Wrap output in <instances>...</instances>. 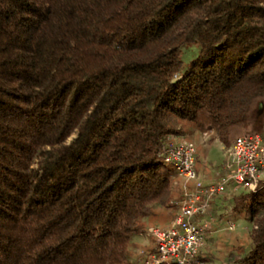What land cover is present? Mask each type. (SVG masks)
Returning <instances> with one entry per match:
<instances>
[{
    "label": "trees",
    "instance_id": "16d2710c",
    "mask_svg": "<svg viewBox=\"0 0 264 264\" xmlns=\"http://www.w3.org/2000/svg\"><path fill=\"white\" fill-rule=\"evenodd\" d=\"M177 119L264 138V0H0V264H129ZM231 206L264 264V186Z\"/></svg>",
    "mask_w": 264,
    "mask_h": 264
},
{
    "label": "built area",
    "instance_id": "2783aa9c",
    "mask_svg": "<svg viewBox=\"0 0 264 264\" xmlns=\"http://www.w3.org/2000/svg\"><path fill=\"white\" fill-rule=\"evenodd\" d=\"M197 147L194 142L167 137L161 160L182 177L180 194L170 199L173 218L169 225L149 226L145 234L152 238V247L137 252L136 264H204L199 254L211 229L206 214L214 197L228 187L241 186L256 191L264 186V138L258 133L237 136L226 150L228 173L218 174L217 180L203 182L196 169ZM235 227L234 216L225 220V230Z\"/></svg>",
    "mask_w": 264,
    "mask_h": 264
},
{
    "label": "rangeland",
    "instance_id": "374dc122",
    "mask_svg": "<svg viewBox=\"0 0 264 264\" xmlns=\"http://www.w3.org/2000/svg\"><path fill=\"white\" fill-rule=\"evenodd\" d=\"M198 53V46L196 44H189L181 50V60L184 64L190 62ZM173 124L179 129L175 134L177 138H184L195 143L197 147L196 154V169L200 166L206 165L209 170H215L213 163L224 165L226 163V150L230 146H224L218 139H216L212 131L200 132L192 122L177 119ZM200 162V163H199ZM182 177L173 172L172 175V196L170 199H177L180 194V183ZM248 191L241 186H232L224 192V194L214 197L213 207L211 206V220L207 216L206 220L210 223V235L208 239L207 250L202 252L201 258L204 264H228L227 256L230 252H244L250 248L251 239L250 232L253 223L245 219L241 213L232 209V197L241 192ZM161 210L158 212V208ZM154 210L157 212L152 217H149L144 223V230L149 226L164 227L173 218L172 208L169 205L156 206ZM168 210V211H167ZM229 214L234 216L235 227L232 231L225 230V220ZM146 231V230H145ZM150 239L145 232L142 234L135 233L131 237V243H134L130 250L129 264H136L138 249H141ZM149 243V242H148ZM143 244V245H142ZM143 246V247H142Z\"/></svg>",
    "mask_w": 264,
    "mask_h": 264
},
{
    "label": "crops",
    "instance_id": "0c3cea01",
    "mask_svg": "<svg viewBox=\"0 0 264 264\" xmlns=\"http://www.w3.org/2000/svg\"><path fill=\"white\" fill-rule=\"evenodd\" d=\"M217 139V138H216ZM197 163V162H196ZM200 163V162H199ZM213 167L215 168V170H209L207 167H206V165H201L200 166V169L198 170L197 169V174H198V177L203 181V182H206V183H208V182H213V181H216L217 180V175L218 174H220V175H223V174H226V173H228L229 172V170H230V167H228V165L225 163L224 165H222V163L220 164V165H218V164H216V163H213ZM214 202L215 201H213L212 203L214 204ZM213 204H211V206L213 207ZM210 206V207H211ZM158 212L161 210V207H159L158 209ZM211 208L209 209V211L206 213V214H204L203 216H202V218L203 219H206L207 218V216L209 217V221L211 220ZM168 211V210H167ZM155 213H157L155 210H154V213H153V215L155 214ZM153 215H151L150 217H152ZM149 218V217H148ZM148 218H145L144 220H143V222L144 223H146L147 222V220H148ZM208 219V218H207ZM171 222V221H170ZM170 222H168L167 223V225H169L170 224ZM166 225V226H167ZM211 233H209V235H208V237L206 238V240H205V243H204V245H203V247H202V249L200 250V254H199V257H200V259L201 258H203L202 257V252L203 251H205V250H207V244H208V239H210L211 238V235H210ZM148 241H146V243L144 244V246L145 247H143V248H145V249H149V248H151L153 245H152V241L150 240V239H147ZM149 242V243H148ZM133 245H135L134 243H131V247H133ZM143 245V244H142ZM131 247H130V250H131ZM202 260V259H201ZM203 261V260H202ZM203 263H204V261H203Z\"/></svg>",
    "mask_w": 264,
    "mask_h": 264
}]
</instances>
